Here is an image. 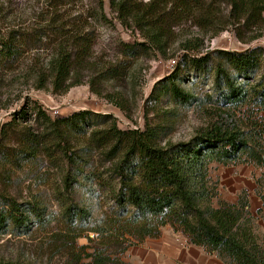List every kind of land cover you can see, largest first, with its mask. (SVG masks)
Here are the masks:
<instances>
[{"label": "trees", "instance_id": "obj_1", "mask_svg": "<svg viewBox=\"0 0 264 264\" xmlns=\"http://www.w3.org/2000/svg\"><path fill=\"white\" fill-rule=\"evenodd\" d=\"M44 1L45 7L37 12V19L43 23L44 33L40 37H53L51 51L41 65L25 63L24 72L31 71L35 75L37 88L50 86L59 93L78 85L82 72L93 65L95 33L89 26L91 22H110L105 7L121 26L137 31L141 37L140 42L124 44L127 56L135 52L137 45L145 51L158 52L164 58H173L174 55H166L167 44L173 36V28L184 20L209 32V37L221 30V11L210 3L212 0ZM217 1L229 6V15L235 20L253 19L261 14L264 19V0ZM17 37L20 36L15 30L0 32L1 65L19 64L22 43ZM177 44V50H182V65L189 64L197 74L204 73L210 52L190 54L199 48L194 39H183ZM214 52L223 60L212 65L217 104L228 111L243 106L264 110V49ZM174 62L173 71L181 66L179 60ZM167 91L179 102L193 97L173 81L169 82ZM23 114L21 110L16 112L21 118ZM34 115L55 137L84 134L87 124L93 121L89 110L74 111L51 120L40 107H35ZM252 125L247 130L212 126L187 141L157 145L145 131H120L113 123L106 129L113 132L115 139L106 156H113L121 137L125 140L120 157L108 172L109 180H113L110 193L114 207L101 213L90 225L88 208L73 204L64 207L60 211L61 227L44 231L52 253L62 252L67 264H130L124 258L128 247L146 238H158L162 229L169 226L173 233L183 237L185 244L199 246L226 264H264V241L257 233L256 217L249 211L244 190L235 203H229L221 198L218 182L210 174V165L214 163H251L260 167L264 175V127H255V122ZM90 134L97 146L103 147L106 135L93 131ZM34 136L27 137L22 152L25 157L34 155L42 144L36 138L38 135ZM61 142L57 143L58 147L62 145L64 156L70 158L66 155L68 141L63 140L60 145ZM91 174L92 177L84 175L83 178H92L101 185L103 172ZM258 195L262 197L259 192ZM259 212L258 209L256 213ZM44 221L40 207L0 198V233L10 225L24 231L27 224L33 222L44 230ZM79 238H84L85 243L78 244Z\"/></svg>", "mask_w": 264, "mask_h": 264}, {"label": "rangeland", "instance_id": "obj_2", "mask_svg": "<svg viewBox=\"0 0 264 264\" xmlns=\"http://www.w3.org/2000/svg\"><path fill=\"white\" fill-rule=\"evenodd\" d=\"M214 1L210 3L221 11V30L216 36L209 37V32L200 30L189 20L173 28L166 55H174V60H179L181 66L174 71L173 58H164L137 45L135 52L125 55L124 44L140 42L141 37L137 31L121 26L105 7L110 22H91L89 26L95 33L93 65L82 72L78 85L59 93L50 86L37 88L35 75L24 72L25 63L41 65L51 51L53 37H40L44 33L43 23L37 19V12L45 7V1L0 0V32L15 30L20 36L17 41L22 43L19 64L3 66L0 63V198L34 204L45 217L44 230L33 222L24 231L10 225L0 233V263L67 264L62 252L52 253L44 232L61 227L60 211L70 204L85 206L90 212V225L101 213L114 207L110 193L113 180H109L108 172L120 157L125 140L121 137L113 156H106L115 140L113 132L106 129L113 123L120 131H145L157 145L187 141L212 126L247 130L255 122V127H264V110L255 111L246 106L226 110L217 104L212 83V65L223 61L214 51L264 49L263 14L235 20L229 15L227 4ZM183 39H194V44L199 45L190 54L210 52L204 73L197 74L189 64L182 65V50L176 47ZM170 81L193 97L185 102L177 101L167 91ZM35 107H40L51 120L74 111L89 110L93 121L87 124L84 134L55 137L34 115ZM19 110L24 113L22 118L16 115ZM91 131L106 135L103 147L97 146ZM35 134L42 144L34 155L25 157L22 152L27 137L34 138ZM63 140L68 141L66 155L70 158L60 149ZM59 141H62L60 147ZM94 172H103L104 179L99 186L92 178H83L84 175L92 177ZM258 173L259 170L247 164L210 165L220 196L227 200L234 199L240 190H244L247 199L255 192L264 196V176L259 177ZM67 175L69 178L65 179ZM256 177H259L257 181ZM255 183H259L258 188ZM256 228L264 241L258 223ZM162 234L185 244L183 237L168 227L162 229ZM144 241L135 245L140 246ZM77 243H85V239L79 238ZM134 247H128L124 253L130 264L136 261Z\"/></svg>", "mask_w": 264, "mask_h": 264}, {"label": "crops", "instance_id": "obj_3", "mask_svg": "<svg viewBox=\"0 0 264 264\" xmlns=\"http://www.w3.org/2000/svg\"><path fill=\"white\" fill-rule=\"evenodd\" d=\"M240 164L252 165L255 169L259 170L258 176L262 177L263 173L260 167L251 163ZM259 177H256V181ZM260 183H262V181ZM258 184L255 183V188L259 187ZM240 192L241 190L238 194ZM238 194L231 200L221 198L229 203H235L237 201ZM262 197L264 198V196ZM262 197L255 192L249 196L247 201L249 211L256 217V224L258 223L259 230L264 233V203ZM258 209L260 212L256 213ZM165 227L170 228L169 226ZM137 245L129 247L131 248L136 246L134 247L135 251L133 253L136 257V261L132 262V264H226L216 255L207 254L199 246L178 243L176 239L163 234L158 238H146L143 244L140 246Z\"/></svg>", "mask_w": 264, "mask_h": 264}]
</instances>
